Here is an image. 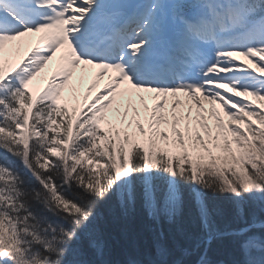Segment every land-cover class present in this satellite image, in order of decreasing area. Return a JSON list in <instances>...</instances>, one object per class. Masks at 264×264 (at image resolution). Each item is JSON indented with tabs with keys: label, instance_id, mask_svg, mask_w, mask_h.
<instances>
[{
	"label": "snow or ice",
	"instance_id": "snow-or-ice-1",
	"mask_svg": "<svg viewBox=\"0 0 264 264\" xmlns=\"http://www.w3.org/2000/svg\"><path fill=\"white\" fill-rule=\"evenodd\" d=\"M109 202L264 264V0H0V264H108Z\"/></svg>",
	"mask_w": 264,
	"mask_h": 264
},
{
	"label": "trees",
	"instance_id": "trees-1",
	"mask_svg": "<svg viewBox=\"0 0 264 264\" xmlns=\"http://www.w3.org/2000/svg\"><path fill=\"white\" fill-rule=\"evenodd\" d=\"M212 198L209 194V199ZM216 199L219 200L221 209L228 208V201L222 198ZM188 208H191V214L197 218L194 207L189 206L184 210ZM217 223L223 230L235 227L239 222L231 213L225 211L217 216ZM95 228L105 244L104 259L108 264H128L130 259L140 261L155 259L158 242L168 249L169 264H175L177 261L191 264L198 259L204 248L202 245L199 251L184 255V250L191 251L195 240L202 236L199 223L195 220L188 221L185 211L174 224L166 222L157 224L138 209L125 216L113 202H109L100 206ZM82 243L87 248V242ZM207 256L211 264H232L238 258L235 246L228 238L213 240ZM85 259H95V257L89 252Z\"/></svg>",
	"mask_w": 264,
	"mask_h": 264
},
{
	"label": "rangeland",
	"instance_id": "rangeland-1",
	"mask_svg": "<svg viewBox=\"0 0 264 264\" xmlns=\"http://www.w3.org/2000/svg\"><path fill=\"white\" fill-rule=\"evenodd\" d=\"M149 103H150V101H149ZM131 115V114H130ZM215 202H217V205L221 208L222 206H221V204H220V202H219V200H217L216 198H212ZM183 211H185L186 213H187V216H188V221H193V220H195L196 221V223H199V221H198V219L197 218H195L192 214H191V208H188V209H186V210H183ZM224 213V212H223ZM222 213V214H223ZM167 223V222H166Z\"/></svg>",
	"mask_w": 264,
	"mask_h": 264
},
{
	"label": "water",
	"instance_id": "water-1",
	"mask_svg": "<svg viewBox=\"0 0 264 264\" xmlns=\"http://www.w3.org/2000/svg\"><path fill=\"white\" fill-rule=\"evenodd\" d=\"M208 246V245H207Z\"/></svg>",
	"mask_w": 264,
	"mask_h": 264
}]
</instances>
